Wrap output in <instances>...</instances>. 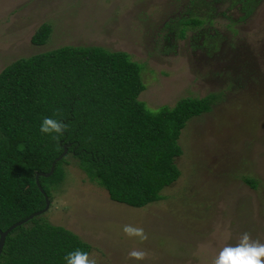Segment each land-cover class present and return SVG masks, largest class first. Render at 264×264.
Returning <instances> with one entry per match:
<instances>
[{
  "label": "rangeland",
  "instance_id": "rangeland-1",
  "mask_svg": "<svg viewBox=\"0 0 264 264\" xmlns=\"http://www.w3.org/2000/svg\"><path fill=\"white\" fill-rule=\"evenodd\" d=\"M191 17L205 23L181 37L180 20ZM44 23L51 38L34 46ZM63 46L128 53L142 66L139 99L150 110L215 102L182 132V175L160 201L116 203L68 157L47 222L88 243L97 264H213L245 232L264 243V0H0V73ZM125 225L147 239L128 236ZM134 249L145 258H131Z\"/></svg>",
  "mask_w": 264,
  "mask_h": 264
},
{
  "label": "trees",
  "instance_id": "trees-1",
  "mask_svg": "<svg viewBox=\"0 0 264 264\" xmlns=\"http://www.w3.org/2000/svg\"><path fill=\"white\" fill-rule=\"evenodd\" d=\"M204 23L180 20L181 37ZM52 33L44 23L32 44L45 46ZM145 88L139 63L99 46H63L7 65L0 73V229L43 210L45 194L52 203L68 157L116 203L145 208L160 201L182 175L176 164L182 132L210 113L215 99L187 98L150 110L139 99ZM45 116L62 119L67 131L58 139L41 133ZM65 149L53 175L39 178L41 192L37 175L50 173ZM77 249L90 255L92 247L42 215L8 235L0 264H66Z\"/></svg>",
  "mask_w": 264,
  "mask_h": 264
},
{
  "label": "clouds",
  "instance_id": "clouds-1",
  "mask_svg": "<svg viewBox=\"0 0 264 264\" xmlns=\"http://www.w3.org/2000/svg\"><path fill=\"white\" fill-rule=\"evenodd\" d=\"M67 129L68 125L62 119L51 116L43 117L39 126L41 133L50 135L53 139L61 137ZM123 231L130 237L147 239L143 228L125 225ZM128 255L136 260H143L146 253L134 249ZM64 259L66 264H97L95 259L90 258L89 253L80 249L69 252ZM213 264H264V243L251 239L249 233L245 232L235 246L223 247L214 258Z\"/></svg>",
  "mask_w": 264,
  "mask_h": 264
},
{
  "label": "water",
  "instance_id": "water-1",
  "mask_svg": "<svg viewBox=\"0 0 264 264\" xmlns=\"http://www.w3.org/2000/svg\"><path fill=\"white\" fill-rule=\"evenodd\" d=\"M67 149H65L63 155H61L53 164V167L50 171V173H45V174H38L37 177H36V182H37V185L38 187L40 188L41 192H44L41 184L39 183V178L42 176V177H51L55 171V166H56V163L58 161H61L67 154ZM45 197H46V206L43 210L31 215L30 217H28L27 219L21 221V222H18L16 224H14L12 227H10L8 230L6 231H3L0 229V257L2 255V252H3V249H4V246H5V243H6V239L8 237V235L17 227H20L24 224H27L29 221L33 220L34 218L36 217H39V216H42L44 215L49 209H50V206H51V200L48 198V196L45 194Z\"/></svg>",
  "mask_w": 264,
  "mask_h": 264
}]
</instances>
